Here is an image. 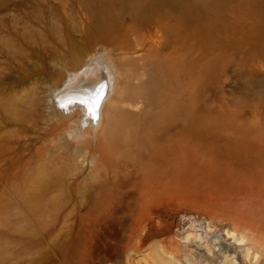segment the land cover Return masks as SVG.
Listing matches in <instances>:
<instances>
[{
	"label": "rangeland",
	"instance_id": "1",
	"mask_svg": "<svg viewBox=\"0 0 264 264\" xmlns=\"http://www.w3.org/2000/svg\"><path fill=\"white\" fill-rule=\"evenodd\" d=\"M189 1L0 0V264H264V0ZM95 64L158 74L126 107L146 141H188L177 188L82 185L91 136L58 121L53 84ZM68 157L79 185L52 177Z\"/></svg>",
	"mask_w": 264,
	"mask_h": 264
},
{
	"label": "bare ground",
	"instance_id": "2",
	"mask_svg": "<svg viewBox=\"0 0 264 264\" xmlns=\"http://www.w3.org/2000/svg\"><path fill=\"white\" fill-rule=\"evenodd\" d=\"M120 1L123 7L131 9L135 14L143 11L145 0ZM176 1L191 4L189 0ZM199 1L201 7L209 4L205 0ZM99 20L97 23L101 25L112 21L105 18ZM69 74L71 73L62 74L53 84L58 106L62 107V113H58L61 119L58 121L73 122L78 134H90L91 139L86 147L97 161L87 175L89 178L92 175L97 180L82 185L95 188L139 187L142 191L153 194L160 190L170 191L185 182L188 173V141L184 137L163 144L153 138L146 141L139 137L141 122L138 112L130 111L126 107L137 106L144 93L153 97L160 81L155 70L150 71L146 81L138 82L134 86L127 85L118 76H115L113 84L111 72L104 65L95 64L86 68L70 87L63 83L64 77ZM68 96L70 97L63 102L62 98ZM73 96L76 100L70 99ZM73 158L68 157L59 171L54 170L55 173H51L52 177H68L71 179L68 185H79L76 181L79 171L73 164ZM39 173L45 175L43 169ZM230 234L234 236L233 232ZM233 258L227 257L223 261H227L226 264H236ZM254 259L256 260V256ZM150 264L179 263L162 258L154 259Z\"/></svg>",
	"mask_w": 264,
	"mask_h": 264
}]
</instances>
